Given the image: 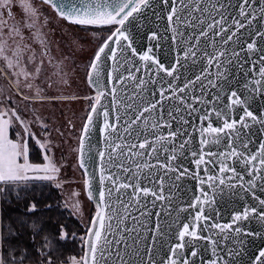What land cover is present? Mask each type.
<instances>
[{
	"label": "snow or ice",
	"instance_id": "1",
	"mask_svg": "<svg viewBox=\"0 0 264 264\" xmlns=\"http://www.w3.org/2000/svg\"><path fill=\"white\" fill-rule=\"evenodd\" d=\"M153 23L140 50L132 29ZM65 41L91 46L74 163L71 132L42 111L77 98L76 59L53 53ZM0 64V202L62 188L68 168L94 202L65 203L85 231L83 255L60 264H264V0H0ZM38 204L7 226L0 209V264H57L69 232L29 222Z\"/></svg>",
	"mask_w": 264,
	"mask_h": 264
},
{
	"label": "rangeland",
	"instance_id": "2",
	"mask_svg": "<svg viewBox=\"0 0 264 264\" xmlns=\"http://www.w3.org/2000/svg\"><path fill=\"white\" fill-rule=\"evenodd\" d=\"M81 43L83 44V51L80 50V44ZM90 47L91 46L85 42H79L76 45H74V50L72 48H70L71 51L77 50V52H75L74 55H72V58H75L76 56H78L77 66L81 69L80 76H78L80 84H79V86H74L72 88L65 89V94L69 93V94L87 95V96L92 95L91 90H89V88L87 86H84V82L81 79V77L83 76V64L87 60ZM60 50H61L60 47L57 48L55 46V44L53 45V52L56 55L58 54V52L60 53V56H62V55L68 56L69 55V53H67L66 51H60ZM60 56H58L56 59H60L61 58ZM69 63H70V61H69ZM2 67H3V65H2ZM66 70H68V69H66ZM52 71H54V69L49 68V74H51ZM0 83H3L2 77H0ZM87 110H88V102L85 99H84V101H81V100H78V101L77 100L76 101L65 100L62 102L56 101L54 108L52 107V105L46 104L44 106V108L42 109V111L46 115H48L52 112H55V116L57 118L58 125H59V122H64L66 134L68 132H71V144H69L66 140L64 145H63V150H64L67 158L72 159L73 163L75 161L72 158V156L69 154V148L70 147L75 148L77 143H78V137L80 134V130L82 128L83 120L86 117ZM69 120L72 121V123L75 125L74 129L68 127L67 121H69ZM57 155H59V152L57 153ZM67 175L69 177L70 182L65 184L64 187H62V191H61V188H59L60 194L58 196V200H59L58 204L55 201L56 204L58 205L57 206L58 210L63 211L62 209L65 208V203L71 205L75 199L72 196V193L74 191H79L80 192L79 199L81 200V203L84 207L85 215H87V213L89 211L94 212L93 204L90 201H88L87 196H86L85 192L83 191L82 173L80 171H76V170H73L71 168H68L67 169ZM69 208L68 209L71 212V214L73 216H76V219L81 224L82 230L83 229L85 230L84 223L82 221V217L79 214H73L72 208L71 207H69Z\"/></svg>",
	"mask_w": 264,
	"mask_h": 264
},
{
	"label": "trees",
	"instance_id": "3",
	"mask_svg": "<svg viewBox=\"0 0 264 264\" xmlns=\"http://www.w3.org/2000/svg\"><path fill=\"white\" fill-rule=\"evenodd\" d=\"M91 93L93 91L91 90ZM60 194L59 189L54 185H36L34 190L22 191L20 193V198H15V192H13V197L11 202H0L1 209H3V224L7 226L9 221L16 224L20 219H23L25 216L26 208L25 203H31L32 198L34 197L39 201L38 209L35 213V217H29V222L33 218H39L43 221L45 226V232L51 233L58 229L59 225L63 224L66 226L69 232V239L66 243L57 246L56 248V258L57 264H60V261H67L71 256H82V245L79 237L84 233L82 230L81 224L76 219V216H73L68 208H63V211L58 210V196ZM57 204H56V202ZM53 205L51 209L47 208V205ZM11 209V211H9ZM18 227V224H17ZM30 228L27 230V234L24 236L25 242H30ZM75 232L77 234V239L73 241L71 239V234ZM43 235V234H42ZM15 237L13 240L15 241ZM56 239H59L57 236ZM40 240V237L37 238V244Z\"/></svg>",
	"mask_w": 264,
	"mask_h": 264
},
{
	"label": "water",
	"instance_id": "4",
	"mask_svg": "<svg viewBox=\"0 0 264 264\" xmlns=\"http://www.w3.org/2000/svg\"><path fill=\"white\" fill-rule=\"evenodd\" d=\"M148 28H151V29L155 30L156 29L155 23L150 24V25H146L145 28L133 27V29H132L133 33H134V36L136 38V41H137V46H138V48L140 50H146L147 49V44H148V41H147V29ZM163 30H164V25L161 24L160 29H159L161 34H163ZM165 43H169L170 44L171 42H170V40L169 41H161V45L162 46H161V48L159 50H157V54H158L159 58L161 59V61L167 64L169 59H170V55L166 56V52L168 51V49H166L163 46ZM127 87H128V95H130L131 92L134 90V84H132L130 82ZM118 96L121 97V98L127 99V96H126L125 92L123 91V89H119L118 90ZM109 100H110V97H109ZM136 102L139 103L138 100ZM98 123H102V118H101L100 121H98ZM94 132H95V135L93 136L92 142H93V144H96L97 141H100V137H99L98 129H95ZM100 146L101 147L103 146L102 141L100 143ZM93 153H95V149H93ZM98 162L99 161H98V158H97V163ZM152 163L154 164L155 162L152 161ZM189 195H190V193H189ZM90 202L94 206V202H92V201H90ZM129 211L131 212L132 217H134L135 219L139 220V216H138V214L136 212H132L131 209H129ZM152 219L154 220L155 216H153ZM227 219H228V217L225 216V220H227ZM162 220H163V218H162ZM127 224H128L129 227H132V228L136 227V225L132 223L131 219H129L127 221ZM254 224H255V222H253V225ZM137 230H139V229H137ZM129 244H131V237L129 238Z\"/></svg>",
	"mask_w": 264,
	"mask_h": 264
},
{
	"label": "flooded vegetation",
	"instance_id": "5",
	"mask_svg": "<svg viewBox=\"0 0 264 264\" xmlns=\"http://www.w3.org/2000/svg\"><path fill=\"white\" fill-rule=\"evenodd\" d=\"M37 2L39 3L40 2V0H37ZM54 24H55V21L53 22ZM56 37L57 38H59V32H57L56 34ZM60 48H61V50L60 51H66L67 53H72V55H74V53L75 52H77V50L76 51H71V49L68 47V43L65 41V42H62L61 43V45H60ZM54 53V52H53ZM58 56H60V53L58 52V54H57ZM55 53H54V56H55V58H57L58 56H57ZM61 57V56H60ZM59 57V58H60ZM75 59H76V61L78 60V56H76L75 57ZM0 68H2V64H0ZM84 82V86H87V84H86V81H83ZM79 84H80V81H79V77L78 76H76V77H74V82L72 83V85H71V87H69V88H72V87H74V86H79ZM88 87V86H87ZM65 95H68L69 97H71V96H76L77 98L76 99H65V100H67V101H78V100H81V101H84V97H86L87 95H75V94H69V93H66ZM65 100H62V101H65ZM62 101H59V102H62Z\"/></svg>",
	"mask_w": 264,
	"mask_h": 264
},
{
	"label": "crops",
	"instance_id": "6",
	"mask_svg": "<svg viewBox=\"0 0 264 264\" xmlns=\"http://www.w3.org/2000/svg\"><path fill=\"white\" fill-rule=\"evenodd\" d=\"M59 189V188H58ZM61 191H62V188H61ZM0 207H1V204H0ZM1 209V208H0Z\"/></svg>",
	"mask_w": 264,
	"mask_h": 264
}]
</instances>
